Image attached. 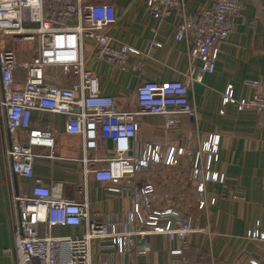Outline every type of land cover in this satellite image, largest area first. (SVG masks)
Wrapping results in <instances>:
<instances>
[{
    "label": "built area",
    "instance_id": "1",
    "mask_svg": "<svg viewBox=\"0 0 264 264\" xmlns=\"http://www.w3.org/2000/svg\"><path fill=\"white\" fill-rule=\"evenodd\" d=\"M146 8L160 20L169 17L174 10H182L183 19L178 24L176 38L190 43L193 58L200 65L193 62L184 80L141 82L136 89L138 110H121L116 96L102 92L100 78L84 56L85 43L91 41L99 60L122 71L129 70V57L136 50L128 44L115 43L107 31L118 19L113 4H88L82 0H0V105L10 137L7 155L14 174L34 182L30 194L13 197L17 224L13 229V246L4 248V253L11 256L15 264H92L94 240L108 239L111 246L123 253L135 245L136 238H144L149 233L180 239L182 248L172 253L183 254L188 249L189 234L202 230L195 227L192 217H183L176 209L156 206L151 184H136L137 172L144 167L177 164L175 148L164 153L159 144H151L142 154L133 155L132 143L139 137L140 115L171 118L185 114L193 121L197 119V107L190 97L191 85L200 81L204 73L216 70L220 46L235 29L243 1L216 0L195 18L186 13L184 0H146ZM7 37L13 42L30 41L36 50L22 59L24 51L21 49L4 48L2 38ZM131 67L138 70L141 63L135 61ZM21 70L24 73L19 80ZM246 83L257 86L259 81ZM229 104L238 110L255 108L264 117V93L255 92L251 97L237 99L233 84H228L222 96L221 114ZM36 110L64 115L66 132L82 136L83 161L90 165L105 163L86 169L87 174L109 183L118 192L124 189L123 185L128 187L132 206L124 220L90 218V204L86 199L69 200L63 197V182L46 185L35 175L34 161L40 156L36 147L49 149V157L55 158V133L52 128L33 126ZM102 140L112 141L111 156H99ZM218 145L219 138L210 136L193 165V178H202L196 184L202 198L201 208L206 205L205 182L224 179L210 168ZM206 151L209 155L204 162L200 157L201 152ZM182 152V148L178 150L179 154ZM164 218L167 220L161 224ZM42 226L44 232L40 231ZM55 226L84 227V231L56 237L51 234ZM245 238L259 246V256L251 257L248 264H264V221H256ZM213 260L209 264H215ZM183 264H187L185 260Z\"/></svg>",
    "mask_w": 264,
    "mask_h": 264
},
{
    "label": "crops",
    "instance_id": "2",
    "mask_svg": "<svg viewBox=\"0 0 264 264\" xmlns=\"http://www.w3.org/2000/svg\"><path fill=\"white\" fill-rule=\"evenodd\" d=\"M215 1L184 0L186 13L198 17L203 8L213 6ZM242 1L243 11L236 19L235 29L220 46L216 70L204 73L200 81L191 85L190 97L197 107V119L193 121L185 114L171 118L140 115L139 137L132 143L133 155L142 154L151 144H159L164 153L175 148L177 164L144 167L137 172L136 184H151L156 206L176 209L181 216L192 217L195 227L202 230L189 234L188 249L183 254L172 253L182 248L183 243L167 234L149 233L136 238L135 245L123 253L111 246L108 239L94 240L92 264H183L184 260L187 264H209L212 259L215 264H248L251 257L259 256V246L246 239L245 234L256 221H264V117L255 108L238 110L233 104L227 106L224 114L220 113L228 84H233L237 99L251 97L255 92L264 93V0ZM82 2L113 4L118 19L107 31L115 43H125L136 50L129 57V70L122 71L99 60L93 42L85 43V60L97 72L102 92L116 96L121 110H138L136 89L141 82L184 80L193 62L200 65L193 58L190 43L176 38L178 24L183 19L181 9L160 20L147 10L146 0ZM21 58L28 57L22 53ZM135 61L141 63L138 70L131 67ZM23 73L19 71V80ZM250 80H258L259 84L248 85L246 82ZM65 123L62 114L34 111L33 126L52 128L55 133V158L49 157V149L35 148L40 155L34 161L35 175L46 185L63 182L62 194L69 200L86 199L90 218L124 220L132 206L131 191L123 185L124 189L118 192L109 183L87 174L86 169L105 163L84 162L82 136L68 134ZM210 136L219 138L210 168L224 179L205 182L206 205L201 208L202 198L196 190L201 177L195 180L192 170L197 154ZM9 145L6 117L0 105V264H15L4 253V248L13 246V229L17 224L13 197L30 194L34 185L33 180L12 171L7 155ZM181 148L183 152L179 154ZM112 149V141L102 140L98 154L111 156ZM208 155L207 151L201 152L200 158L206 162ZM40 231L44 232L45 227ZM83 231L84 227L55 226L51 234L60 237Z\"/></svg>",
    "mask_w": 264,
    "mask_h": 264
},
{
    "label": "rangeland",
    "instance_id": "3",
    "mask_svg": "<svg viewBox=\"0 0 264 264\" xmlns=\"http://www.w3.org/2000/svg\"><path fill=\"white\" fill-rule=\"evenodd\" d=\"M12 38H2L4 41V48L5 49H11L12 47H16L24 51V53L27 55V57L33 55L34 51L36 50L35 44L32 42H24V41H16L13 42L11 40Z\"/></svg>",
    "mask_w": 264,
    "mask_h": 264
}]
</instances>
